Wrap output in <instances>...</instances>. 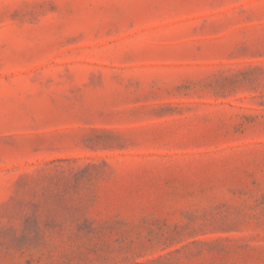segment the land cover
Returning <instances> with one entry per match:
<instances>
[{"label":"rangeland","instance_id":"rangeland-1","mask_svg":"<svg viewBox=\"0 0 264 264\" xmlns=\"http://www.w3.org/2000/svg\"><path fill=\"white\" fill-rule=\"evenodd\" d=\"M0 264H264V0H0Z\"/></svg>","mask_w":264,"mask_h":264}]
</instances>
